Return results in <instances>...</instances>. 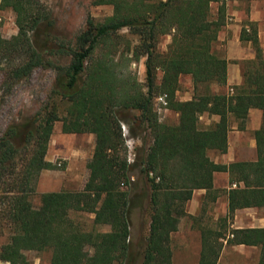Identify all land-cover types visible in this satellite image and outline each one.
Returning <instances> with one entry per match:
<instances>
[{
  "label": "trees",
  "instance_id": "obj_1",
  "mask_svg": "<svg viewBox=\"0 0 264 264\" xmlns=\"http://www.w3.org/2000/svg\"><path fill=\"white\" fill-rule=\"evenodd\" d=\"M231 1L252 0H91L110 6L111 14L100 21L87 15L82 29L64 41L50 36L53 22L41 0H0L16 26L14 37H0V70L7 67L11 80L26 79L36 68L54 72L33 120L11 124L0 137V228L6 230L0 262L28 264L25 251H49L48 264H125L130 211L145 201L149 222L140 264H171L170 236L192 192L208 196L212 174L227 169L241 187L228 190L217 229L200 227L197 264H216L223 246L236 245L257 248V264H264V228L223 229L234 210L264 208V59L254 26L240 31L254 52L253 60L241 62V84L227 93L211 89L225 85L226 61L214 43ZM165 36L169 43L159 51ZM141 59L143 83L130 70ZM182 76L192 87L185 101L175 98ZM160 95L176 115L173 124L158 121L154 100ZM250 107L261 110L253 132L256 160L212 163L207 152L224 148L233 125L244 128ZM202 114L217 121L202 128ZM55 122L63 134L93 135L87 178L80 191L43 193L34 206L39 173L55 168L44 159ZM122 125L140 141L131 163ZM71 212L91 214L92 229L84 231Z\"/></svg>",
  "mask_w": 264,
  "mask_h": 264
},
{
  "label": "crops",
  "instance_id": "obj_2",
  "mask_svg": "<svg viewBox=\"0 0 264 264\" xmlns=\"http://www.w3.org/2000/svg\"><path fill=\"white\" fill-rule=\"evenodd\" d=\"M248 25H252L256 29L260 55L264 59V1L228 2L223 25L220 26L214 43V50L219 51V55L226 61L225 85H213L211 88L213 92L227 93L231 91V88L241 84V62L254 59V52L250 43L239 38L240 31L247 29ZM190 98L191 94L181 101ZM216 121L217 117L212 115L202 114L199 117V125L202 128H206ZM260 125L261 110L257 107H250L244 121V128L238 130L233 125L227 132L224 148L218 151L209 150L207 157L212 163L224 167L233 163L254 162L257 154L253 132L259 129ZM54 130H57L55 136ZM88 140L90 141V134H63L60 132V126L57 129L56 127L53 128L44 159L52 165L56 162V165L59 164L62 167L57 170H42L39 173L35 184L37 195L59 191L75 192L73 190L80 191L82 189L87 177L85 164L89 160L93 148L92 143L85 144V141ZM75 166L82 167L81 179H76L78 174L74 170ZM232 178L227 169L214 172L212 174V190L208 196L205 190H194L185 205L186 216L179 220L177 229L199 238L201 226H199L200 223L197 222V219L200 216L203 218L206 209H210V207L213 214L208 213V220L223 219L227 213L228 190L235 189L236 186L241 187L240 184H236L232 188L231 185L234 183L231 181ZM214 209L217 211L214 212ZM230 217L231 219H227L225 222L224 234H228L230 229L264 228V208L237 209L233 211ZM225 247L232 250L240 248L257 249L243 245L223 246L222 249ZM199 251L197 250V253Z\"/></svg>",
  "mask_w": 264,
  "mask_h": 264
},
{
  "label": "rangeland",
  "instance_id": "obj_3",
  "mask_svg": "<svg viewBox=\"0 0 264 264\" xmlns=\"http://www.w3.org/2000/svg\"><path fill=\"white\" fill-rule=\"evenodd\" d=\"M90 1L91 0H41L44 8L50 12L53 22L49 30L50 36L64 41L71 40L82 29L87 15L94 20L100 21L111 14L110 6H93L90 4ZM214 14L215 5L212 4L210 17L214 18ZM122 33H124V31ZM15 34L16 26L14 24V15L8 9L0 10V37L9 40L14 37ZM169 40V36H165L159 40V51L165 50ZM216 53L220 54L219 51ZM52 61L54 63L63 64L65 60L52 58ZM130 70L134 73L136 80L139 83H143L142 59L137 63L131 64ZM53 79L54 72L51 68H36L31 72L28 78L21 80L9 79L7 76V67L5 66L0 70V137L11 124L33 120L36 112L43 107L47 100ZM191 88L190 78L188 76L180 77L175 98L179 101L187 98V96L192 94ZM154 108L159 122L164 124H173L176 122V115L167 110L165 105L155 103L154 100ZM59 126V122L53 124L54 129L55 127L57 129ZM121 132L125 139V146L127 149L126 159L127 162L131 163L134 159L135 150L140 147V141L138 139L129 138L125 125L121 126ZM55 134H57V130H54V136ZM89 143H94V137L91 134L90 141H85V144L89 145ZM53 165L56 170L62 167L61 165L57 166L56 162ZM74 168L76 174H78L76 179H81L82 167L75 166ZM32 204L34 206L38 205V195L36 193L35 196L32 197ZM146 209L145 201L136 202L134 207L131 208L129 218L128 259L125 264H140L141 262V251L147 235L149 222ZM216 211L214 209V212ZM208 213L210 215L213 214L211 207L210 209H206L203 218L200 216V218L197 219V222L200 223L199 226L209 227L212 230L217 229L222 218H218L217 221L208 220ZM69 217L84 231L92 229L91 222L93 216L91 214L71 212L69 213ZM229 219H231V217ZM95 229L100 232L108 230L106 226H97ZM5 235L6 230L0 228V243L4 240ZM169 246L171 250V264H197L199 254L197 250H200V242L197 236L185 234L182 230L177 229L176 232L172 233L170 236ZM24 255L28 264H48L50 257L49 251H25ZM256 261L257 249L240 248L232 250L231 248L225 247L221 249L216 264H255ZM0 264L6 263L0 262Z\"/></svg>",
  "mask_w": 264,
  "mask_h": 264
},
{
  "label": "built area",
  "instance_id": "obj_4",
  "mask_svg": "<svg viewBox=\"0 0 264 264\" xmlns=\"http://www.w3.org/2000/svg\"><path fill=\"white\" fill-rule=\"evenodd\" d=\"M155 103H159V104L165 105V96L164 95H160L157 98H155ZM57 166H59V164H57ZM235 186H236L235 183H233L231 185L232 188H234Z\"/></svg>",
  "mask_w": 264,
  "mask_h": 264
}]
</instances>
